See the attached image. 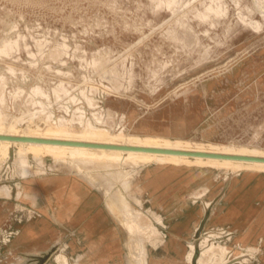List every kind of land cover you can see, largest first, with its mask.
Here are the masks:
<instances>
[{"label": "rangeland", "instance_id": "rangeland-1", "mask_svg": "<svg viewBox=\"0 0 264 264\" xmlns=\"http://www.w3.org/2000/svg\"><path fill=\"white\" fill-rule=\"evenodd\" d=\"M217 4L223 15L201 16ZM6 39L13 49L0 53V108L13 132L39 127L34 131L42 134L50 126L62 128L61 136L88 139L90 135L82 134L87 123L93 132H106L117 142L165 136L185 140L183 149L222 153L246 147L250 149L242 152L250 155L258 152L251 149H264V0H0V44ZM34 86L49 93V99L43 98L46 104L35 102L41 96L32 92ZM19 146L11 144L9 154L0 155V188L12 186L18 194L21 190L11 199L17 223L26 220L31 208V178L39 183L57 176L78 180L88 191L81 206L90 203L92 212L79 223L58 224L60 243L35 260L22 262L18 255L5 254L8 244L1 242L0 264H57L58 252L66 253L71 264H133L123 235L140 240L148 255L158 244L170 250L167 241L154 243L142 229L129 235L123 213L106 206L115 193L124 194L129 207L142 211L144 221L167 235L186 219L194 202L201 203L205 210L198 223L181 234L185 252L195 245L194 264L202 240L227 242L234 255L240 253L237 244H260L257 259L247 264H264L262 240L235 241L231 226L211 220L220 194L226 198L234 188H256L259 197L264 194V168L157 162L139 166L125 159H59L32 152L16 163ZM90 217L101 233L111 230V243L95 249L80 234ZM221 227L231 231V240L215 235ZM8 231L0 228V236ZM74 239H82L76 251Z\"/></svg>", "mask_w": 264, "mask_h": 264}, {"label": "crops", "instance_id": "crops-1", "mask_svg": "<svg viewBox=\"0 0 264 264\" xmlns=\"http://www.w3.org/2000/svg\"><path fill=\"white\" fill-rule=\"evenodd\" d=\"M40 183H30L33 187L28 190V193H32L31 195L34 198L30 205L31 208L25 214L26 220L23 223H17V206L15 201H11V199H16L19 195L16 188L11 186L8 189L5 188L3 191L0 188V228L10 230L8 231L10 233L9 240H6L5 236H0V243L8 244L5 254L9 252L10 256L18 255V258L22 262L23 260H35L36 258L43 257L54 244L60 243L61 238L57 232L58 224L79 223L87 216L89 218L92 212L88 208L90 203H87V208L84 207L85 209L81 206L87 196L86 194H88L85 188H81V198L77 203L72 201L71 198L63 199L62 201L59 199L62 195L61 193H63V197H66V193L71 192L73 186H75L72 178L53 177ZM45 184L47 187H45ZM63 185L64 187H62ZM28 193H25L26 197ZM257 194L258 189L256 188L245 190L234 188L225 195L226 198H224V194L218 195L215 207H213L215 208V213L212 216V222L214 224L231 226L236 233L235 241L247 244L257 243L259 240H262L264 246V205L259 201L260 197H264V194H261L260 197ZM74 203L76 206L70 209L69 207ZM194 203V206H190L186 219L175 223L168 230V235L166 233L165 240L160 242L163 244L167 241L170 250L161 248L159 246L161 244L154 246L150 251V255H148V264H188L185 257L186 238L184 240V237L181 235L183 234L182 230H187L193 223H198V216H201L205 210L201 203ZM17 227L19 228L18 230H12V228ZM79 232L88 237L90 244L95 249L102 243L104 245L111 243L108 241V236L110 235L111 237L112 235L111 230L101 233L102 229L100 226H97L95 217H90L87 223L80 227ZM91 234L93 235L91 236ZM71 243L73 250L76 251L78 250L77 246L81 244V240L74 239Z\"/></svg>", "mask_w": 264, "mask_h": 264}, {"label": "bare ground", "instance_id": "bare-ground-1", "mask_svg": "<svg viewBox=\"0 0 264 264\" xmlns=\"http://www.w3.org/2000/svg\"><path fill=\"white\" fill-rule=\"evenodd\" d=\"M170 2L171 1H169V3ZM223 14H224V9L221 7V5L217 4V5H209L207 7V11L202 13L201 16L212 15L213 17H219ZM15 41L17 42L18 46L22 45V46L26 47V45L21 44V42L18 39H16ZM12 49H13V44L8 39L4 40L3 43L0 44V53L10 54ZM59 62L61 64H65L67 61L65 59H60ZM32 92L36 95L39 94V96H41L38 99L36 98L35 102H39L41 104H43V103L46 104V100H44V99H49V96H50L47 91H45L44 89H42L39 86H34L32 89ZM58 92H59V90L56 89V93H58ZM35 97H37V96H35ZM0 100L1 101L4 100L3 94L0 95ZM123 115H125V113ZM4 116H5L4 111H3V109L0 108V135L33 136V137H40V138H45V139L88 142V143H97V144H110V145H116V146L167 148V149H172V150H181V151H185V152L220 153L218 151H213V150L212 151H200V150H191L190 148L189 149H186V148L183 149L180 146H182L186 142L185 140H182V139L173 140V139H170V138L165 137V136H161L159 138L148 137V138H144V139H138L139 141L132 142V143L131 142L130 143H124V142H120V141H118V142L112 141V140L108 139V136H109L108 133L102 132V131H94L93 132L92 127L87 123L82 125L83 127H85L82 134L90 135L91 137L88 139L71 138L70 136H68V137L61 136V134L63 132L62 128L55 129V128L50 127V126H47L45 129H42L43 130L42 134H37V132L34 131V130H39V127H35V128L30 127V128H28V130L26 132H23V133L13 132L14 126L10 123L8 125L6 123H4ZM123 129H127V128L124 127ZM55 133H58V134H55ZM138 138H141V137H138ZM170 142H171V144H170ZM11 144H19L20 145L19 150H18L17 155H16V158H15V161L19 158H26L27 154L29 152H32L36 156H38L40 154H44V155L53 154L56 158H59V159L70 158V159H76L77 160V159L87 158L90 161L107 160V161H112V162L125 159L126 161L135 163L139 166H143V165H146V164L151 163V162H157V163H159V165L160 164H167V163H176V164H180V163H202L203 164L204 163V164H209V165L224 166V167L231 168L234 170L235 169L241 170V169L264 168V162L263 161H248V160H240V159H232V158H219V157H211V156H200V155L167 153V152H151V151L133 150V149H127L126 150V149H122V148L90 147V146H85V145H74V144L72 145V144H64V143L19 141V140L3 139V138H0V155H8L9 154V146ZM238 149H240L241 151L231 152L228 148V149L224 150V152H222V154L250 155V153L242 152L243 150L250 149V148L241 147ZM251 150H253L255 152L258 151L255 153V155H251V156L264 157V149H262V150L251 149ZM16 163H18V162L16 161ZM17 166L20 167L19 164ZM170 169H171V167H170ZM170 169L168 171H170ZM33 180H34L33 178L28 179V182H32ZM73 180H74L75 186H73L71 192L66 193L67 194L66 197H63V193H61L62 195L59 197V199L61 201L63 199L71 198L72 201H75L77 203L78 200L81 198L80 190H81V188H84V185L76 179H73ZM27 187L32 188L33 186L30 185V183H29V185ZM62 187H64V185ZM20 193H21V190H19V194ZM75 206H76V204L74 203V204H71V207H69V208L73 209ZM106 206L112 213H116L118 211L123 213V215L125 216V220L123 221V223H124L125 227L127 228L129 235H133L135 233L134 232L135 228H139V229H142L145 232H147L150 237H153L154 243L161 242V241L165 240L166 233L163 231H159V229L157 228V226L153 222L144 221V219H143L144 213L138 209H133V208L129 207L126 204V197L124 196V194L115 193V194L109 196L107 201H106ZM152 213L156 216V218L158 220H161V216L158 215L155 211H152ZM68 217H69V215H68ZM42 218H43V216H42ZM97 218H99V217H97ZM9 235H10V233H8V235L6 236V238H5L6 240H9ZM89 235H90V233H89ZM92 235L93 234H91V236ZM123 237L126 238L127 243L131 247L132 260L134 261L133 264H148V253H147V250L144 247L143 243L140 240L133 238V237H132L133 238L132 241H131V239H129L131 237L128 238L125 235H123ZM15 241H17V240H15ZM116 244H118V243H116ZM199 246H200L199 249H201V251H200V253H198V255L196 257V264H230V261L226 260V258H225V253H226L228 248L225 247L224 245H216L215 243H212V242L207 243L206 240H202V242L200 243ZM189 247H190V249L186 252L185 257H186V260L189 261V264H194L193 263L194 253H195L196 248H195L194 243H191ZM54 259H55V262H57V264H71L69 262L68 255L64 252L56 253ZM91 259H92V257H91ZM101 259H102L101 262L103 263L105 256L104 255L101 256ZM113 262H111V263H113ZM74 264H77V263H74ZM115 264H121V261L118 260L115 262Z\"/></svg>", "mask_w": 264, "mask_h": 264}, {"label": "water", "instance_id": "water-1", "mask_svg": "<svg viewBox=\"0 0 264 264\" xmlns=\"http://www.w3.org/2000/svg\"><path fill=\"white\" fill-rule=\"evenodd\" d=\"M3 139H12L19 141H34V142H51V143H64V144H74V145H85L90 147H106V148H122V149H133V150H144L151 152H167V153H179V154H190V155H200V156H211L219 158H232L248 161H264V157L251 156V155H236V154H222V153H207V152H185L181 150H172L167 148H151V147H135V146H116L110 144H97L88 142H77V141H65L56 139H45L33 136H10V135H0Z\"/></svg>", "mask_w": 264, "mask_h": 264}, {"label": "built area", "instance_id": "built-area-1", "mask_svg": "<svg viewBox=\"0 0 264 264\" xmlns=\"http://www.w3.org/2000/svg\"><path fill=\"white\" fill-rule=\"evenodd\" d=\"M215 235L217 237L225 236L226 240L228 241L231 240L232 238L231 231H228L226 228L223 227L215 231ZM225 243L226 244H224V246L228 248L227 242ZM219 245H223V244H219ZM235 247H237V250L240 252L239 254L234 255L233 253L230 252L231 250H229V248L226 251V253H228V259L226 260H229L230 264H247L253 260H256L257 255L261 251L260 244L258 246H248V247L237 244L235 245Z\"/></svg>", "mask_w": 264, "mask_h": 264}]
</instances>
